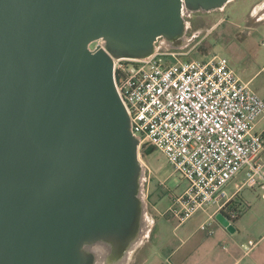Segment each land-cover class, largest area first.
I'll return each mask as SVG.
<instances>
[{
	"label": "water",
	"instance_id": "95a60500",
	"mask_svg": "<svg viewBox=\"0 0 264 264\" xmlns=\"http://www.w3.org/2000/svg\"><path fill=\"white\" fill-rule=\"evenodd\" d=\"M232 1L0 0V264H93L92 245L134 244L142 169L113 59Z\"/></svg>",
	"mask_w": 264,
	"mask_h": 264
},
{
	"label": "built area",
	"instance_id": "2783aa9c",
	"mask_svg": "<svg viewBox=\"0 0 264 264\" xmlns=\"http://www.w3.org/2000/svg\"><path fill=\"white\" fill-rule=\"evenodd\" d=\"M93 44L92 51L105 49L103 40ZM113 61L116 91L139 143L142 171L151 173L141 156L149 144L186 183L182 192L169 193L165 215L182 225L216 207L201 229L213 234L219 213L234 226L241 215L233 203L237 193L260 190L264 198V131L255 130L264 100L226 57L182 60L155 49L143 59ZM231 183L233 196L226 192Z\"/></svg>",
	"mask_w": 264,
	"mask_h": 264
},
{
	"label": "rangeland",
	"instance_id": "374dc122",
	"mask_svg": "<svg viewBox=\"0 0 264 264\" xmlns=\"http://www.w3.org/2000/svg\"><path fill=\"white\" fill-rule=\"evenodd\" d=\"M225 16L228 20L220 23ZM184 19L186 22L184 35L178 41L158 39L156 51L174 54L182 60H206L215 55L226 57L233 69L242 74L245 80L252 78L262 68L263 56L257 54L256 47L258 44L262 45L264 41L262 40L264 24H260L264 21V0H235L223 9L209 13H185ZM258 24H260L258 32L251 39L247 42L238 40L239 28L236 25L244 28ZM251 43L253 45H250ZM94 46L92 44L91 48ZM260 86L264 87V70L257 75L250 87L252 89ZM141 156L151 173L148 170L142 171L140 176L139 198L142 211L139 233L148 227L147 222L153 228L157 221L160 229L164 224L162 217H167L162 210H166L170 204L169 193H180L186 188V183L174 173L165 157L154 147L149 144L143 145ZM160 183H164L165 186H160ZM158 211L162 214L159 215ZM138 244L135 248L141 246ZM120 254L112 255L113 263L121 261L119 264H124V257Z\"/></svg>",
	"mask_w": 264,
	"mask_h": 264
},
{
	"label": "crops",
	"instance_id": "0c3cea01",
	"mask_svg": "<svg viewBox=\"0 0 264 264\" xmlns=\"http://www.w3.org/2000/svg\"><path fill=\"white\" fill-rule=\"evenodd\" d=\"M233 2L235 0L231 3ZM227 20L228 17L225 16L220 23ZM260 24H264V21ZM260 24L244 28L236 25L239 28L238 40L247 42L258 32ZM262 38L264 40V34ZM256 48L257 54L263 56L262 68L249 80H245L242 74L234 70L239 78L249 83L250 86L257 75L264 70V41ZM252 89L264 100L263 86ZM255 130L264 131V116L258 120ZM227 188L226 192L229 196L235 195L233 183ZM233 201L241 211L240 218L234 225V233L229 232L217 220L212 226L213 234L210 235L208 231L201 229V224L209 215L215 213L216 207H210L206 213H199L182 225H178L168 217H162L164 224L158 229V222L155 221L153 228L151 226L149 237L141 243L137 242L141 245L139 248H135L136 244L132 249L120 254L124 257V264H264V198L262 192L243 189L235 195ZM167 209L162 210L164 214ZM158 214L161 215V211H158ZM249 242H253L254 246L248 247Z\"/></svg>",
	"mask_w": 264,
	"mask_h": 264
},
{
	"label": "bare ground",
	"instance_id": "6f19581e",
	"mask_svg": "<svg viewBox=\"0 0 264 264\" xmlns=\"http://www.w3.org/2000/svg\"><path fill=\"white\" fill-rule=\"evenodd\" d=\"M146 226L148 227H146V229L142 233H139L138 240L135 241L129 249H132L137 244V242L141 243L145 238L149 237L151 232V225H149V222H147ZM88 252H91L95 258L93 264H116L112 262V255L116 253V250L109 242L97 243L96 245H92L88 248ZM119 263H121V261H119L117 264Z\"/></svg>",
	"mask_w": 264,
	"mask_h": 264
},
{
	"label": "flooded vegetation",
	"instance_id": "af4514ba",
	"mask_svg": "<svg viewBox=\"0 0 264 264\" xmlns=\"http://www.w3.org/2000/svg\"><path fill=\"white\" fill-rule=\"evenodd\" d=\"M201 13V12H200Z\"/></svg>",
	"mask_w": 264,
	"mask_h": 264
}]
</instances>
